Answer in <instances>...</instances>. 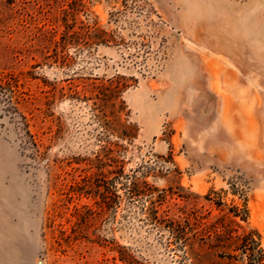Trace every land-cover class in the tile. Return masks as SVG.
Wrapping results in <instances>:
<instances>
[{
  "label": "rangeland",
  "instance_id": "obj_1",
  "mask_svg": "<svg viewBox=\"0 0 264 264\" xmlns=\"http://www.w3.org/2000/svg\"><path fill=\"white\" fill-rule=\"evenodd\" d=\"M257 1L0 0V264H264Z\"/></svg>",
  "mask_w": 264,
  "mask_h": 264
},
{
  "label": "trees",
  "instance_id": "obj_2",
  "mask_svg": "<svg viewBox=\"0 0 264 264\" xmlns=\"http://www.w3.org/2000/svg\"><path fill=\"white\" fill-rule=\"evenodd\" d=\"M12 81L14 82V81H17V80L15 79L14 75L11 74V73L5 74L4 76H2L0 78V92L2 94H4L7 91H9V92L12 91L11 90ZM9 108H10V110L15 111V113H19L17 106L15 104H13L12 102H11V104H9ZM20 116L23 119H25L22 115H20ZM23 125H24V130H25L26 135L28 136L29 139L33 140V135L28 131V128H27L28 125L25 122L23 123ZM32 144H34V141H32ZM251 242L254 243V240H251ZM253 250H254V247H251V246L249 247V246H247V244L243 245V252L245 253V252L249 251L250 252L249 253V257H250L251 260L253 259L252 257L254 256ZM252 263L253 262H250V264H252Z\"/></svg>",
  "mask_w": 264,
  "mask_h": 264
},
{
  "label": "bare ground",
  "instance_id": "obj_3",
  "mask_svg": "<svg viewBox=\"0 0 264 264\" xmlns=\"http://www.w3.org/2000/svg\"><path fill=\"white\" fill-rule=\"evenodd\" d=\"M261 4V3H260ZM263 5H264V0H263ZM255 6H258V1L256 0ZM261 6V5H260Z\"/></svg>",
  "mask_w": 264,
  "mask_h": 264
}]
</instances>
